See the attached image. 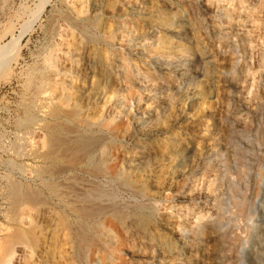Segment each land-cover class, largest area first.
<instances>
[{
    "label": "rangeland",
    "instance_id": "1",
    "mask_svg": "<svg viewBox=\"0 0 264 264\" xmlns=\"http://www.w3.org/2000/svg\"><path fill=\"white\" fill-rule=\"evenodd\" d=\"M163 5L191 24H171ZM0 51V264L9 250L11 264H110L109 254L157 264L162 252L177 257L183 230L177 261L264 264L263 229H252L264 224V0H0ZM107 64L117 91L97 119L98 89L113 88L95 77ZM168 134L191 152L166 149ZM105 157L91 177L86 167ZM45 179L64 194L105 184L117 207L101 221L117 241L69 232Z\"/></svg>",
    "mask_w": 264,
    "mask_h": 264
},
{
    "label": "bare ground",
    "instance_id": "2",
    "mask_svg": "<svg viewBox=\"0 0 264 264\" xmlns=\"http://www.w3.org/2000/svg\"><path fill=\"white\" fill-rule=\"evenodd\" d=\"M177 4V3H176ZM164 7H161L158 12L160 11L161 13L163 14H170L172 17H176L177 16V20L176 22L174 20L171 21V24H177L178 21L180 20H185L186 22H183L181 25L182 26H187L189 24H191V21L189 19L186 20L187 18V15L185 13H182V9H174V8H170L169 6H166V5H163ZM175 6V5H174ZM137 10L134 11V13L136 12ZM185 11V10H184ZM176 15V16H175ZM175 19V18H174ZM181 32H179L180 34ZM17 41V40H16ZM12 42H15L14 40L11 41L9 44L5 45L4 49L5 48H8V49H11V47L9 48V46L12 45ZM11 44V45H10ZM13 45H17V42H15ZM13 48V47H12ZM8 51V50H7ZM10 52V51H9ZM2 53V51H0V54ZM6 53V51L4 53H2V56ZM8 53V52H7ZM11 53V52H10ZM9 54V53H8ZM1 56V57H2ZM7 56V55H6ZM6 56L5 59H6ZM8 57V56H7ZM3 58V57H2ZM9 58V57H8ZM7 58V59H8ZM6 59V60H7ZM6 61L4 59L0 60V64L2 63H5ZM98 63V62H97ZM101 64V63H100ZM91 68L93 66H95L93 63L91 64ZM110 68V64H107V67L101 71H99L97 73V75H95L97 81H98V86H101L104 88L107 87V86H112V91H111V94L110 95H106V93H104L103 90H99L97 91V94L95 96V100L93 101L94 104H96L97 106H99L101 109H99L95 115V117L100 118V117H104L108 111V105H109V102L112 100V98L114 97L116 91H117V87L116 86H113L111 84H113V80L111 77H110V74H107V70H109ZM93 74H96L94 73L93 69H91ZM106 75V76H105ZM98 77V78H97ZM96 82V81H95ZM34 83V82H33ZM32 83V84H33ZM214 84V83H211V85ZM36 85V84H34ZM33 86V85H32ZM97 86V85H96ZM97 86V87H98ZM213 86V85H212ZM102 88V89H103ZM42 92V91H41ZM59 96H60V93H59ZM44 101V100H43ZM42 103V102H41ZM44 103V102H43ZM42 103V104H43ZM41 104V105H42ZM44 107V106H42ZM86 106L83 105L82 102L80 103H77L75 106L72 107V110L69 111V119L72 120V121H76V120H79V116H80V112L82 110H84ZM45 108V107H44ZM43 109V108H42ZM47 113V112H46ZM61 111L60 109H54L52 111V115L54 118H57L59 115H60ZM186 121H189V118L186 117L185 118ZM43 124V123H41ZM87 125H89V127L93 128V122L90 123V122H86ZM40 125V124H39ZM176 134H168V135H165L163 136L161 139L162 140H166L164 141L165 142V146L166 149H169V150H177L178 153L180 155H182L183 157L188 155L189 152H191V150L193 149L192 147V144L190 142H187L186 140L185 141H181V140H178V138H175ZM61 138V137H60ZM68 139V138H67ZM63 141V140H62ZM84 143V141H83ZM81 144L83 147L85 146V148H87V152L89 155H92V152L94 151L93 148L91 147L92 145L91 142H89L88 144L84 143ZM220 143V142H219ZM86 144V145H85ZM218 144V143H217ZM72 145V144H71ZM90 145V146H89ZM216 145V144H215ZM89 146V147H88ZM245 148H246V145H245ZM248 149V148H247ZM212 149L210 150H207L206 153H208V156H210ZM251 150V149H250ZM249 151V150H248ZM146 152V151H144ZM176 154V155H179V154ZM53 154V153H52ZM142 156H146L145 153L142 154ZM51 158V157H50ZM246 158V157H245ZM93 159V158H92ZM91 159V160H92ZM181 159V158H180ZM46 160V159H45ZM84 160V159H83ZM82 160V161H83ZM110 161V158L109 157H105V158H102L100 160V162H97V161H94L92 164H90L89 166L86 167V172L91 176V177H99L101 174V171L104 169L105 165ZM248 163V162H247ZM47 169V168H46ZM45 169V171L47 172V170ZM49 169V168H48ZM52 170V168L50 169ZM48 171L46 174H48L49 176H54L55 175V172L54 171ZM100 172H99V171ZM85 171V170H84ZM42 172V170H41ZM40 172V174H41ZM59 172V171H58ZM61 172V171H60ZM43 173V172H42ZM104 172L102 171V174ZM60 174V173H59ZM59 176V175H58ZM81 178V177H80ZM83 178V177H82ZM86 178V177H85ZM54 179V178H53ZM87 179V178H86ZM83 180V179H82ZM89 182H91L92 186L89 187L85 192L83 193H78L76 192L78 189V187H76V191L74 192H67V194H64L63 192H60L58 193L57 192V189L55 187V185L57 186L56 183H51L50 180L48 179H45L44 181V186L47 187L50 191H53L56 192L54 194H57V196L59 197V201L61 202V204H63L64 208L59 211L61 212V218L63 219V223L67 226L69 232L72 231V228L73 227H76L77 229V232L79 233V227H81L83 229V227L85 226H89V227H92V228H95V229H98L101 233V235L105 238L106 242L108 243H114L116 240V235L114 234L113 231L111 230H106L103 222L101 221V214L103 212H105V209L107 208H113L116 206V201L114 200V198L112 197V195L109 193L107 187L105 184L103 183H100V182H95L91 179H88ZM63 181V180H62ZM109 182V181H108ZM81 184V183H80ZM74 185V184H73ZM85 185V184H84ZM70 186V185H69ZM90 186V185H89ZM75 187V186H74ZM17 188L16 187V190L17 191ZM19 189V188H18ZM37 191H33L32 190V193L33 196L34 195H39L41 196L42 194H44L43 192V188L40 189V188H37ZM70 189V188H69ZM80 189V188H79ZM83 190V189H82ZM73 191V190H72ZM65 192V191H64ZM81 192V190H80ZM19 193V192H18ZM29 193V192H28ZM42 193V194H41ZM52 193V192H51ZM20 194V193H19ZM18 194V195H19ZM41 194V195H40ZM22 195V194H21ZM21 195L20 196H17L19 198H21ZM28 196V194H27ZM264 196V195H263ZM25 197V198H24ZM29 200H33V197H28ZM23 199H26V195L23 196ZM28 200V199H27ZM26 200V201H27ZM32 201H29V202H32ZM117 207V206H116ZM53 221V219H52ZM53 223H56V220L53 221ZM54 226V225H53ZM50 227V231H54V228L49 226ZM259 228H262L263 229V232H262V236H260V240L259 242L262 241V238H264V224H262V222H258L256 224H252V229L254 230V236L255 238H257V232ZM103 230V231H102ZM32 232V231H31ZM85 232V233H84ZM83 232V235L86 234L87 231H84ZM144 233H146L145 230H143ZM187 230H183L181 231L182 235H180L182 237V239L184 241H176L174 242L173 244L176 245V254H177V257L174 258V257H171V256H168L166 255L164 252H162V257L160 258V262L157 263V264H195L194 262H192V260H190V256H187L188 259L186 260H183V261H177V259H180L181 256L185 257L186 256V238L187 237ZM28 235V234H27ZM198 238L202 236L201 233H196L195 234ZM81 237V235H80ZM75 238V237H74ZM84 238V236H83ZM87 238V237H86ZM89 238V237H88ZM196 243H197V240H194ZM55 242V241H54ZM78 242V240H77ZM248 242V240H247ZM255 243V242H252V244ZM78 244V243H77ZM152 245V244H151ZM211 249L214 250L215 252H219L220 251V246H219V243L215 242L214 240L211 241ZM247 243L245 244L243 250L245 251L246 247H247ZM160 247V246H158ZM264 248V244H262V246H260L259 248ZM150 248L155 252V254L158 256L160 255V252L158 248H156L155 245H152L150 246ZM158 249V250H157ZM189 249V248H188ZM222 249V248H221ZM192 250V249H191ZM199 250V249H197ZM212 252V253H215V252ZM254 252L255 254L257 255H261V253H264V251H257V248L254 249ZM259 252V254H258ZM211 253V254H212ZM14 254H15V251L14 250H9L8 252V259L3 262L4 264H11V260L12 258L14 257ZM205 254V253H204ZM207 254V253H206ZM218 254V253H217ZM109 259H110V264H115V258L109 254L108 255ZM186 257V258H187ZM167 259H175L176 261L174 263H170L167 261ZM33 264V263H32ZM156 264V263H155ZM242 264H244L242 262Z\"/></svg>",
    "mask_w": 264,
    "mask_h": 264
}]
</instances>
